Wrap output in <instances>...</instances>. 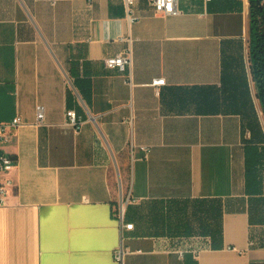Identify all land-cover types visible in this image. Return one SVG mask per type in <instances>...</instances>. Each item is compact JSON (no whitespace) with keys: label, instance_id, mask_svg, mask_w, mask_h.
<instances>
[{"label":"crops","instance_id":"obj_1","mask_svg":"<svg viewBox=\"0 0 264 264\" xmlns=\"http://www.w3.org/2000/svg\"><path fill=\"white\" fill-rule=\"evenodd\" d=\"M133 9L130 23L124 0H0V124L21 119L0 264H264L250 0ZM128 51L126 72L106 67Z\"/></svg>","mask_w":264,"mask_h":264},{"label":"built area","instance_id":"obj_2","mask_svg":"<svg viewBox=\"0 0 264 264\" xmlns=\"http://www.w3.org/2000/svg\"><path fill=\"white\" fill-rule=\"evenodd\" d=\"M127 13L128 21L130 23L134 22L137 17L135 15L133 6L135 0H124ZM152 6L154 7L157 14L161 15H177V0H149ZM131 41V38H129ZM132 58L131 52L128 51L123 54H119L115 57L107 58L105 60V65L107 68H117L121 72H126L127 68L131 66ZM127 81L132 82L131 74L128 75ZM157 92L159 88L166 85V80L156 79L151 84ZM36 125L40 126L45 123L46 111L44 106L38 105L36 108ZM68 123L75 127L76 129L81 128L83 121L81 117L77 115L75 110L67 111ZM21 123L20 117L15 118L10 124H0V207L7 205V194L8 190L14 185L13 172L17 168L18 161L10 156L5 150L4 147L11 141V130L16 128ZM121 208L119 211L118 218L123 224L124 221V208L125 204L130 201V197L127 198V201H124V192L121 189ZM134 224H126L127 229H133ZM125 252L123 248H118L115 252V258L118 262L122 263L124 259ZM183 255V254H182Z\"/></svg>","mask_w":264,"mask_h":264},{"label":"trees","instance_id":"obj_3","mask_svg":"<svg viewBox=\"0 0 264 264\" xmlns=\"http://www.w3.org/2000/svg\"><path fill=\"white\" fill-rule=\"evenodd\" d=\"M250 61L253 79L264 113V1L250 0Z\"/></svg>","mask_w":264,"mask_h":264},{"label":"rangeland","instance_id":"obj_4","mask_svg":"<svg viewBox=\"0 0 264 264\" xmlns=\"http://www.w3.org/2000/svg\"><path fill=\"white\" fill-rule=\"evenodd\" d=\"M125 191V193H126V190H124Z\"/></svg>","mask_w":264,"mask_h":264},{"label":"water","instance_id":"obj_5","mask_svg":"<svg viewBox=\"0 0 264 264\" xmlns=\"http://www.w3.org/2000/svg\"><path fill=\"white\" fill-rule=\"evenodd\" d=\"M264 1V0H263Z\"/></svg>","mask_w":264,"mask_h":264}]
</instances>
